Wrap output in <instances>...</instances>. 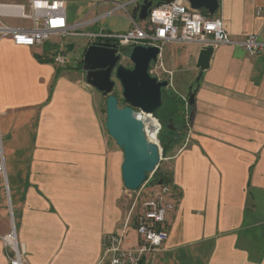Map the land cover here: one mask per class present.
Segmentation results:
<instances>
[{"label": "crops", "instance_id": "1", "mask_svg": "<svg viewBox=\"0 0 264 264\" xmlns=\"http://www.w3.org/2000/svg\"><path fill=\"white\" fill-rule=\"evenodd\" d=\"M64 1L69 22H87L84 32L131 27L126 12L108 13L130 0ZM218 4L212 15L234 39L250 33L264 39L262 18L255 14L264 0ZM139 5L126 9L141 22ZM75 37L83 54L91 40ZM52 39L33 46L0 39V158L6 175L0 176V235L10 229L11 212L29 264H97L105 238L123 226L134 193L123 185V152L105 129L98 91L79 67L55 63ZM66 44L67 55L73 42ZM212 47L209 66L200 71V44H162L172 82L193 95V104L189 127L160 163L176 189L164 221L168 236L139 264H264V54ZM180 114L169 118L181 125ZM134 232L126 246L142 241ZM0 264H8L1 241Z\"/></svg>", "mask_w": 264, "mask_h": 264}, {"label": "built area", "instance_id": "2", "mask_svg": "<svg viewBox=\"0 0 264 264\" xmlns=\"http://www.w3.org/2000/svg\"><path fill=\"white\" fill-rule=\"evenodd\" d=\"M139 2L141 3L142 0L116 3L108 12L115 13L119 10L126 12L131 20V27L128 30L124 32H84L81 28L87 22H69L64 0L20 2L0 0V39L10 37L16 45L33 46L42 44L53 36H87L91 42L109 41L116 43L118 47H132L138 44L154 45L159 48V53L156 61L150 64L149 73L158 80H166L168 86L172 85V71L167 69L161 60V47L166 42L197 43L202 47L232 45L242 48L249 54H264V39L260 38L257 33L234 39L225 31L220 17L208 16L200 10L192 9L186 0L170 2L160 0L151 7L148 16L141 22L135 20L126 9L128 5H136ZM255 14L262 18L264 27V6L257 7ZM24 20L28 23H24ZM54 60L57 64L65 63L66 53L63 51L57 53ZM181 97L186 112L184 124L189 127V97L184 95ZM137 112L145 122L144 116L147 114L140 110ZM159 128L158 123V130ZM145 132L148 136L146 124ZM152 173L148 175L141 187L132 191L134 198L126 212L122 230L120 233L111 234L105 238L104 251L97 264H139L145 252L159 247L167 238L168 233L165 230L164 221L168 210L174 206L170 195L171 188L166 184H153ZM0 176L6 179L5 163L2 158H0ZM128 191L130 190L126 189V193ZM10 216L9 231L0 235L8 264H29L24 245L18 238L11 212ZM131 223L142 238L136 247L125 245L128 241L126 228Z\"/></svg>", "mask_w": 264, "mask_h": 264}, {"label": "water", "instance_id": "3", "mask_svg": "<svg viewBox=\"0 0 264 264\" xmlns=\"http://www.w3.org/2000/svg\"><path fill=\"white\" fill-rule=\"evenodd\" d=\"M170 2L172 0H164ZM192 9L205 10L214 14L218 0H186ZM152 0H142L137 12L139 21L148 16ZM128 51L131 67L120 63L121 55ZM212 46L200 49L196 65L203 71L209 66ZM159 48L154 45L118 47L114 42L92 41L85 48L82 58L84 81L106 96L105 129L123 152L121 177L126 189L137 190L147 179V174L158 167L161 160L160 147L151 141L145 132V122L138 110L153 114L162 105V90L168 86L166 80H158L149 73L151 62H155ZM121 86L125 105H120L112 93L116 81ZM193 95L189 96L192 107ZM159 180L157 184H161Z\"/></svg>", "mask_w": 264, "mask_h": 264}, {"label": "rangeland", "instance_id": "4", "mask_svg": "<svg viewBox=\"0 0 264 264\" xmlns=\"http://www.w3.org/2000/svg\"><path fill=\"white\" fill-rule=\"evenodd\" d=\"M159 0H153V2H158ZM24 23H28V21L24 20ZM77 38L76 37H60V36H53V39L51 40V44L56 43L58 46V50L56 52L57 53H61V51L66 50V42L68 41H72V48L70 51H68L67 53V60L65 61V63L63 64H57L59 67L62 68H68V67H72L73 65H75L76 67H79L78 69L82 72V58H83V54L82 52V46L77 45V42H75ZM67 51V50H66ZM77 52H80L79 55L75 56ZM55 58V56H54ZM55 61V60H54ZM56 63V62H55ZM120 63L126 67H131L132 63L129 60V53L128 51H125L122 55H121V59H120ZM165 65V64H164ZM155 68V67H154ZM153 69V68H152ZM83 74V72H82ZM113 79L116 81L115 87H114V92L118 93L119 96H121V86L119 84V82L115 79V77L113 76ZM182 93V91H180V89H178L177 87H175L174 82H172L171 86H168L166 88H163L162 90V100H163V106L157 111V113L153 116V118L155 120H157V123L160 124V128L158 130V126H157V130H156V134H155V138L156 141L160 147V152L162 155V148L161 145L159 143V138H158V133L159 132H166V124L168 123V117H170L171 119L175 120L174 116L175 115H181L178 114V110H183V117H185V110L183 108L184 107V103L182 100V95H178V93ZM99 93V92H97ZM184 96L188 97V95L182 93ZM97 97H99V100H97L98 102V111L99 114L102 116L103 121H105V101H106V96L99 93L97 95ZM123 105V103H121ZM120 104V105H121ZM103 109V111H101ZM151 116V117H152ZM185 121V120H184ZM175 122V121H174ZM158 125V124H157ZM175 126L177 124H174ZM180 129V128H179ZM181 134L177 135V137H180V135L182 136V132L180 131ZM166 156H161V162L162 163L164 161ZM152 177H153V173H152ZM140 203V202H139ZM133 227H131V225H129L126 228V232H127V236H128V232H136L135 229H132ZM122 230V224H121V229L118 233H120ZM134 232V234H135Z\"/></svg>", "mask_w": 264, "mask_h": 264}, {"label": "trees", "instance_id": "5", "mask_svg": "<svg viewBox=\"0 0 264 264\" xmlns=\"http://www.w3.org/2000/svg\"><path fill=\"white\" fill-rule=\"evenodd\" d=\"M208 16H213L212 14H208ZM57 45V44H56ZM41 59V58H40ZM43 61V59H41ZM46 61L52 62L53 59L49 58ZM58 70L56 71L55 74V78L58 76ZM112 93L114 95H116V97L118 98V102L119 104L123 103V105L126 104L125 100L122 98V96H119L118 93L114 92V90L112 91ZM122 105V104H121ZM163 106L162 105L156 110V112H154L153 114L155 115L157 113V111ZM178 114H180V110H178L177 112ZM155 122L157 123V121L155 120ZM168 123L165 125L166 126V132H159L158 133V138H159V143L161 145L162 148V157L163 156H168L170 154V152L172 151V149L175 147V142L178 141L177 139V135L181 134L180 131L185 127V124L182 121V124L180 125L178 123V125H174V122H172L170 120V118L168 117ZM170 122V123H169ZM158 124V123H157ZM180 128V129H179ZM181 136V135H180ZM183 137V134L181 136V138ZM180 138V139H181ZM161 162V161H160ZM150 173L147 174V177ZM161 180L162 183L161 184H166L169 185L171 188V196L173 195L174 191L176 190L174 188V184L172 183V178L169 174V172H165L163 170H161L160 167V163L158 165V167L156 168V170L153 172V177H152V182L153 184H157V182Z\"/></svg>", "mask_w": 264, "mask_h": 264}, {"label": "bare ground", "instance_id": "6", "mask_svg": "<svg viewBox=\"0 0 264 264\" xmlns=\"http://www.w3.org/2000/svg\"><path fill=\"white\" fill-rule=\"evenodd\" d=\"M153 1V0H152ZM160 0L158 2H153L152 6L154 4H157L159 3ZM151 6V7H152ZM145 118V124H146V130H147V133H148V138L151 140V141H156V138H155V134H156V130H157V123L155 122V119L151 116H149L148 114L144 116ZM131 191V190H130Z\"/></svg>", "mask_w": 264, "mask_h": 264}]
</instances>
